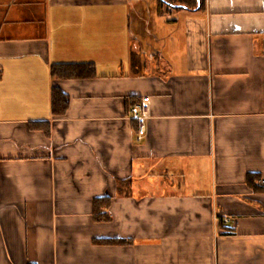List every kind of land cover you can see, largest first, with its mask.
I'll return each instance as SVG.
<instances>
[{
    "label": "crops",
    "instance_id": "0c3cea01",
    "mask_svg": "<svg viewBox=\"0 0 264 264\" xmlns=\"http://www.w3.org/2000/svg\"><path fill=\"white\" fill-rule=\"evenodd\" d=\"M0 264H264V0H0Z\"/></svg>",
    "mask_w": 264,
    "mask_h": 264
},
{
    "label": "trees",
    "instance_id": "16d2710c",
    "mask_svg": "<svg viewBox=\"0 0 264 264\" xmlns=\"http://www.w3.org/2000/svg\"><path fill=\"white\" fill-rule=\"evenodd\" d=\"M163 2L174 6L175 8H186V9H199L203 7L205 0H162ZM68 66L67 71H65V76L70 77L71 74L77 77H85L90 74L93 70L91 64H56L54 65V73H57V70L60 67ZM53 112L58 115H63L67 112L69 104H70V97L68 94L63 92L59 88H54V95H53ZM141 100L137 101L136 104L140 103ZM251 181V180H250ZM249 181V182H250ZM252 183V181H251ZM254 186V185H253ZM98 203V201H97ZM99 210V209H98ZM96 213L101 215V217H105L106 212H97Z\"/></svg>",
    "mask_w": 264,
    "mask_h": 264
},
{
    "label": "built area",
    "instance_id": "2783aa9c",
    "mask_svg": "<svg viewBox=\"0 0 264 264\" xmlns=\"http://www.w3.org/2000/svg\"><path fill=\"white\" fill-rule=\"evenodd\" d=\"M132 116L139 121L138 139L141 140L146 135V125L150 116V97H143L141 102L136 104L132 110Z\"/></svg>",
    "mask_w": 264,
    "mask_h": 264
}]
</instances>
